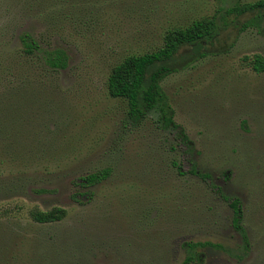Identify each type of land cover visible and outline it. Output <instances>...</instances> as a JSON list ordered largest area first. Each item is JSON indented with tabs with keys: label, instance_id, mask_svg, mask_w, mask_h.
<instances>
[{
	"label": "rangeland",
	"instance_id": "1",
	"mask_svg": "<svg viewBox=\"0 0 264 264\" xmlns=\"http://www.w3.org/2000/svg\"><path fill=\"white\" fill-rule=\"evenodd\" d=\"M76 1L0 0V264H264V74L243 62L264 56V23L231 27L215 54L162 82L192 146L157 114L131 124L107 89L115 66L161 47L168 30L257 0ZM24 32L64 48L68 68L26 57ZM108 168L100 184L78 185ZM217 188L241 199L249 252ZM56 207L60 222L30 216Z\"/></svg>",
	"mask_w": 264,
	"mask_h": 264
},
{
	"label": "trees",
	"instance_id": "2",
	"mask_svg": "<svg viewBox=\"0 0 264 264\" xmlns=\"http://www.w3.org/2000/svg\"><path fill=\"white\" fill-rule=\"evenodd\" d=\"M46 0H27V5ZM50 10L57 7L67 8L79 5L76 0H53ZM230 19V20H228ZM264 23V0L249 3L235 2L228 8L221 9L220 15L195 20L187 27H177L168 30L162 37L163 44L152 52L129 55L115 66L109 76L107 89L113 98L122 99L127 104V119L136 126L142 125L153 114H157V126L162 131H177L179 138L186 146H192V141L183 127L175 121V112L170 99L163 89L162 82L169 76L185 71L210 54H215L212 46L221 35L231 27L240 33L250 28H261ZM22 53L26 57L39 59L46 68L53 71L66 70L70 57L61 47H44L33 35L24 32L19 36ZM243 62L256 74H264V56L256 54L243 57ZM181 175L191 174L202 180H209L211 176L193 168L190 172L182 171L180 165L174 162ZM111 170L101 171L82 177L80 185L83 188H92L107 180ZM232 210L231 225L239 232L246 252L250 251L249 235L244 227L243 208L241 199L226 197L220 188H217ZM67 215L63 208H53L48 211L33 210L30 216L40 224H50L62 221ZM189 251L197 248H212L223 250L221 244L212 242H187L183 246ZM200 258L202 257L199 256ZM196 255L187 256L183 264H191L201 259Z\"/></svg>",
	"mask_w": 264,
	"mask_h": 264
}]
</instances>
